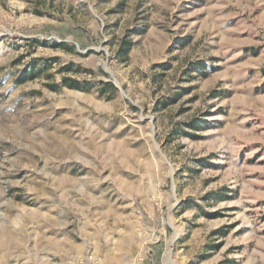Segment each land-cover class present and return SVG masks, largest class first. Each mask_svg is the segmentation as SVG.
Masks as SVG:
<instances>
[{
  "label": "rangeland",
  "instance_id": "obj_1",
  "mask_svg": "<svg viewBox=\"0 0 264 264\" xmlns=\"http://www.w3.org/2000/svg\"><path fill=\"white\" fill-rule=\"evenodd\" d=\"M0 264H264V0H0Z\"/></svg>",
  "mask_w": 264,
  "mask_h": 264
},
{
  "label": "trees",
  "instance_id": "obj_2",
  "mask_svg": "<svg viewBox=\"0 0 264 264\" xmlns=\"http://www.w3.org/2000/svg\"><path fill=\"white\" fill-rule=\"evenodd\" d=\"M131 49H132V43L130 41H128V40H125L123 42V47H122V49H121V51L119 53V56H122V55L127 56L128 53L131 51ZM36 76H37L36 67L33 66V67H31L29 69V72L27 74V77H25V79L26 80H29V79L32 80ZM62 82H63V85L68 87V88H71V89H83L82 85L79 82L75 81V80L64 78ZM110 86H112V88H114L113 85H110Z\"/></svg>",
  "mask_w": 264,
  "mask_h": 264
}]
</instances>
